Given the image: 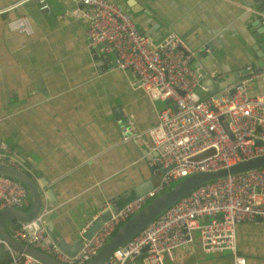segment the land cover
I'll use <instances>...</instances> for the list:
<instances>
[{"label":"crops","instance_id":"1","mask_svg":"<svg viewBox=\"0 0 264 264\" xmlns=\"http://www.w3.org/2000/svg\"><path fill=\"white\" fill-rule=\"evenodd\" d=\"M46 1L40 8L38 0H0V145L36 182L41 207L49 209V234L75 246L90 216L120 194L136 196L151 185L146 130L162 101L132 85L133 73L113 66V52L87 46L84 19L67 13L75 0ZM111 1L152 39L169 29L181 36L195 50L193 61L214 71L203 84L234 73L240 78L248 63L264 67V13L254 0ZM18 15L26 16L29 32L8 26ZM249 84L250 93L263 92L264 74ZM199 94L209 96L207 87ZM19 222L5 219V229L12 235ZM235 238L244 264H264L263 218L237 222ZM0 246V264H9ZM123 264L142 262L137 255ZM162 264L233 260L228 250L204 251L194 228Z\"/></svg>","mask_w":264,"mask_h":264},{"label":"built area","instance_id":"2","mask_svg":"<svg viewBox=\"0 0 264 264\" xmlns=\"http://www.w3.org/2000/svg\"><path fill=\"white\" fill-rule=\"evenodd\" d=\"M75 1L67 13L84 19L87 46L113 52V66L130 70L134 75L132 85L144 90L149 98L162 101L156 121L146 130L152 172L159 171L153 185L111 212L71 253L49 234L44 222L49 211L46 206L39 207L33 217L20 221L13 230L14 238L60 261L84 264L118 225L164 190L171 179L264 153V91L250 93L249 84L251 78L264 74V67L253 69L248 63V72L235 84L224 86L219 96L208 99L199 94V89L205 87L202 79L214 71H206L193 61L195 50L174 30L152 39L137 29L131 13L114 1ZM38 2L40 8L48 7L46 0ZM7 24L30 30L25 15L15 16ZM219 115L232 137L222 127ZM201 152L203 155L198 156ZM0 162L20 168L19 159L4 150L0 151ZM27 194L21 181L0 173V209L21 208ZM100 213L84 222L80 236ZM257 217L264 219V166L218 177L191 190L114 248L103 264H123L137 255L142 264H162L165 257L173 259L175 250L191 239L194 228L204 251L228 250L233 264H244L245 257L236 249L235 226ZM0 243L7 248L11 264H45L13 249L1 237Z\"/></svg>","mask_w":264,"mask_h":264},{"label":"water","instance_id":"3","mask_svg":"<svg viewBox=\"0 0 264 264\" xmlns=\"http://www.w3.org/2000/svg\"><path fill=\"white\" fill-rule=\"evenodd\" d=\"M254 1H256L259 7H261V11L264 13L263 0ZM238 79L239 75L234 73L232 76L223 77L222 80H219L217 82H212L210 80L206 81L204 83V86L207 87V92L209 93L208 99L219 96V90L221 88L228 84H235ZM232 90L233 86L229 88V92H232ZM221 117L222 115H219L218 119L220 120L222 127L227 131L228 135L232 137V134L229 131L226 122L221 121ZM3 150L4 147L0 146V151ZM200 155H203V153L201 152L198 154V156ZM263 166L264 153L238 160L227 166L219 167L216 169L200 170L185 176L171 188L167 190L164 189L162 192L158 193V195H155L147 204H145L139 210L133 212L134 214L132 216L127 217L120 225L116 227L114 232L101 246V248L84 264H103L104 258L114 248L130 239L147 223L156 218L171 204L180 199L182 196L186 195L191 190L202 185L203 183L228 174L237 173L248 169L259 168ZM0 173L9 175L21 181L26 186L30 196V206L27 209L16 208L13 206H8L0 209V237L13 249L30 254L45 264H70L60 261L52 257L50 254L44 252L43 250L35 248L27 243H24L14 238L5 229V219L23 221L33 217L39 207H41V193L36 182L32 179V177L26 174L21 168L0 162ZM158 175L159 171L155 172V174L150 177V179H152L150 182L151 185H153V179H157ZM38 180L40 184H45V178L40 177ZM45 192L47 193V195L49 194L51 198L50 190L46 189ZM129 193V191H126L111 200L109 204L92 222L89 228L83 233V235L76 240L75 246H69L64 240L60 238H55L58 245L66 252H74L76 250L75 248L79 247L82 238L88 237L89 234L98 227V225L103 219H105L107 216L110 215L111 212H114L118 207H120L127 199L134 196L133 193L131 194V196ZM47 205L51 206L50 203H48ZM48 229L51 231L49 225Z\"/></svg>","mask_w":264,"mask_h":264},{"label":"trees","instance_id":"4","mask_svg":"<svg viewBox=\"0 0 264 264\" xmlns=\"http://www.w3.org/2000/svg\"><path fill=\"white\" fill-rule=\"evenodd\" d=\"M26 174H28V175H30V173H29V171H27L26 169H24V168H21ZM163 191V190H162ZM161 191V192H162ZM29 203H30V196H29V193L27 194V197H26V199H25V201H24V205H22L23 207H29ZM15 226V225H14ZM17 226V225H16ZM1 247V246H0ZM3 260L5 261V260H8L9 261V264H11L10 263V256H9V252H8V250L7 249H5V252H3Z\"/></svg>","mask_w":264,"mask_h":264},{"label":"rangeland","instance_id":"5","mask_svg":"<svg viewBox=\"0 0 264 264\" xmlns=\"http://www.w3.org/2000/svg\"><path fill=\"white\" fill-rule=\"evenodd\" d=\"M189 175V174H188ZM185 176H183V177H178V178H173V179H171L167 184H166V187H165V189L167 190V189H169V188H171L172 186H174L178 181H180L181 179H183ZM158 195V194H157ZM153 198V197H152ZM152 198H150L145 204H147ZM144 204V205H145ZM143 205V206H144ZM142 206V207H143ZM134 213H132L130 216H132Z\"/></svg>","mask_w":264,"mask_h":264}]
</instances>
